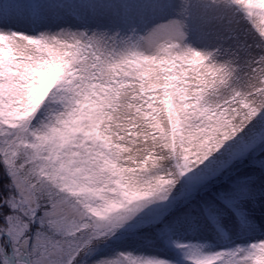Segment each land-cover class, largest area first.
<instances>
[{"label":"snow or ice","instance_id":"snow-or-ice-1","mask_svg":"<svg viewBox=\"0 0 264 264\" xmlns=\"http://www.w3.org/2000/svg\"><path fill=\"white\" fill-rule=\"evenodd\" d=\"M169 7L0 0V264H264V54L211 63Z\"/></svg>","mask_w":264,"mask_h":264},{"label":"rangeland","instance_id":"rangeland-1","mask_svg":"<svg viewBox=\"0 0 264 264\" xmlns=\"http://www.w3.org/2000/svg\"><path fill=\"white\" fill-rule=\"evenodd\" d=\"M171 7L161 17L176 19L182 25V48L209 57L215 64L230 63L239 71L264 54L261 42L243 12L231 0H169ZM231 245H217L212 252Z\"/></svg>","mask_w":264,"mask_h":264},{"label":"trees","instance_id":"trees-1","mask_svg":"<svg viewBox=\"0 0 264 264\" xmlns=\"http://www.w3.org/2000/svg\"><path fill=\"white\" fill-rule=\"evenodd\" d=\"M244 14V13H243Z\"/></svg>","mask_w":264,"mask_h":264}]
</instances>
